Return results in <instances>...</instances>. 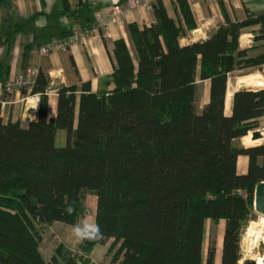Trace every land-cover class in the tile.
<instances>
[{
	"label": "trees",
	"instance_id": "trees-1",
	"mask_svg": "<svg viewBox=\"0 0 264 264\" xmlns=\"http://www.w3.org/2000/svg\"><path fill=\"white\" fill-rule=\"evenodd\" d=\"M171 1L175 18L155 0L154 23L128 26L131 49L115 42L116 67L105 81L112 89L93 92L85 82L76 100L74 86H58L48 118L49 79L38 71L31 88L38 120L23 125L0 116V264H88L93 247L108 240L109 251L117 247L113 264H213V244L203 259L206 220L225 222L221 264L243 258L241 236L264 181V143L234 142L258 128L264 87L226 93L233 71L264 64V51L248 56L239 46L246 27L258 25L253 40H264V12L181 45L196 22L187 0ZM197 80L209 82L200 111ZM58 130L65 132L59 147ZM239 155L249 160L245 174L237 173ZM87 193L96 196L103 238L76 252L59 245L44 261L43 229L84 217ZM68 203L73 215L64 212Z\"/></svg>",
	"mask_w": 264,
	"mask_h": 264
},
{
	"label": "crops",
	"instance_id": "crops-1",
	"mask_svg": "<svg viewBox=\"0 0 264 264\" xmlns=\"http://www.w3.org/2000/svg\"><path fill=\"white\" fill-rule=\"evenodd\" d=\"M141 1L149 3L150 7L135 6L130 0H0V80L19 76L25 82L19 90L2 96V102H0L2 121L6 123L19 120L23 125H27L29 121H32V114L37 116V111L29 109L30 96L33 95L31 88L34 83V77L26 73L30 67L41 71L49 79L48 118L54 117L56 113V88L58 86H74L77 89L76 100L81 84L85 82H89L93 92L112 89L113 84L106 85L105 81L116 67L115 42L121 39L127 48L131 49L128 26L135 24L142 28L150 26L156 20L153 8L155 0ZM187 2L196 27L189 31L186 37L180 39L181 45L207 39L212 30L227 20L241 21L248 13L264 12V0H187ZM115 3L123 9V14L118 21L106 19V26L98 34L88 38L84 43L72 46L68 51L54 49L45 54L41 52L43 46L57 38L66 37L75 29L90 25L99 17L105 18L107 11ZM162 3L168 16L175 18L176 13L172 1L162 0ZM258 29V25L246 27L239 37V46L247 50L248 56H256L264 51V40H253ZM186 38L190 41L182 43L181 41ZM242 75L235 80L236 85L243 81L247 88L264 87V75L260 72ZM197 83H207L204 104L197 109L200 111L208 101L209 82L197 80ZM227 95L232 96V93L228 91L226 97ZM228 106H231V102ZM258 120L264 123V115ZM262 136L259 141H264V133ZM244 139H246L247 146H250L247 136ZM248 162L246 155L237 157L238 174L247 172ZM89 196L92 197L93 210L90 214L86 211L84 217L95 218L96 196L93 193H87L85 205ZM207 222L213 225V232H215L214 244L212 243L214 245L213 264H221L225 222L220 220L214 223L206 220L205 225ZM70 226L54 221L43 229L38 251L44 261L50 259L59 245L71 252L78 250L79 246L72 247L69 243ZM108 241L93 247L88 255L90 259L88 264H97L98 259H92L91 253L98 245L96 250L105 246ZM212 244L208 245L204 253L203 240L204 260ZM261 256V264H263L264 253ZM243 258L247 257L243 256ZM243 258L238 261V264H242ZM249 259H253L257 264L256 259ZM76 264L83 263L77 262Z\"/></svg>",
	"mask_w": 264,
	"mask_h": 264
},
{
	"label": "rangeland",
	"instance_id": "rangeland-1",
	"mask_svg": "<svg viewBox=\"0 0 264 264\" xmlns=\"http://www.w3.org/2000/svg\"><path fill=\"white\" fill-rule=\"evenodd\" d=\"M190 41L189 38H186L185 40H182V43H186ZM251 72H260L262 75H264V66H261L259 69L257 68H244L241 70L233 71L228 78V89L229 91L233 92L237 89H240V85L235 84V80L243 76L242 74L245 73H251ZM253 74V73H252ZM198 97L196 100V107L197 109L204 104L205 101V89L207 86V83H199L198 85ZM262 87V86H260ZM257 88V87H256ZM264 127V123L262 121L258 120V128L256 129H262ZM62 140V141H61ZM246 139L241 138L237 139L234 144L240 145L244 147V144L248 145L246 142ZM247 141L250 143V145H257V144H263L264 141L259 140H252L251 139V132L247 136ZM65 142V132L63 130L57 131V138H56V146H63ZM92 197H88V202L85 205L86 211H88V214L91 213L92 209ZM91 203V204H90ZM254 210V208H253ZM216 229V228H215ZM213 225L211 223H206L205 225V236H204V253L208 247V245L211 243L214 244V238H215V232H213ZM111 243V240L108 241V243L105 246L100 247L98 250H95L91 253L92 259H98L96 261L97 264H113L112 258L115 255L116 248L115 247L112 251H109V245ZM240 247L241 252L244 257L247 258H254L257 261V258L263 255L264 253V217L259 215L258 213H255L254 211V219L251 221L248 226L246 227L245 232L241 236L240 240ZM118 264V263H114Z\"/></svg>",
	"mask_w": 264,
	"mask_h": 264
},
{
	"label": "built area",
	"instance_id": "built-area-1",
	"mask_svg": "<svg viewBox=\"0 0 264 264\" xmlns=\"http://www.w3.org/2000/svg\"><path fill=\"white\" fill-rule=\"evenodd\" d=\"M130 1L135 6L143 5L146 8L150 7L149 3L142 2L141 0ZM122 14V7L119 4L115 3L107 11L105 18L99 17L92 24L81 27L80 29H75L70 35L66 37L57 38L50 44L43 46L41 52L45 54L54 49L68 51L72 46L79 43H84L88 38L98 34L106 26V19L118 21ZM26 73L28 76H32L35 79L38 70L34 67H30L26 70ZM24 83V80L19 76L0 80V102H2L1 98L3 95H8L16 90H19L24 85ZM36 96H38V94L31 95V100Z\"/></svg>",
	"mask_w": 264,
	"mask_h": 264
},
{
	"label": "clouds",
	"instance_id": "clouds-1",
	"mask_svg": "<svg viewBox=\"0 0 264 264\" xmlns=\"http://www.w3.org/2000/svg\"><path fill=\"white\" fill-rule=\"evenodd\" d=\"M40 99L39 96L29 101V109L38 111ZM32 120L35 122L38 118L32 114ZM64 212L67 215H73L75 208L72 203L66 204ZM103 238V232L100 225L94 218L81 217L77 222L70 226L69 243L72 247H77L85 241H96Z\"/></svg>",
	"mask_w": 264,
	"mask_h": 264
},
{
	"label": "water",
	"instance_id": "water-1",
	"mask_svg": "<svg viewBox=\"0 0 264 264\" xmlns=\"http://www.w3.org/2000/svg\"><path fill=\"white\" fill-rule=\"evenodd\" d=\"M241 88H247L245 86H241ZM238 90V89H237ZM235 90V91H237ZM251 132V139L257 140L262 137V133H264V128L262 129H254ZM260 145V144H258ZM246 147V146H244ZM253 206L255 213H258L262 217H264V181L259 182L254 189V199H253Z\"/></svg>",
	"mask_w": 264,
	"mask_h": 264
},
{
	"label": "bare ground",
	"instance_id": "bare-ground-1",
	"mask_svg": "<svg viewBox=\"0 0 264 264\" xmlns=\"http://www.w3.org/2000/svg\"><path fill=\"white\" fill-rule=\"evenodd\" d=\"M244 82L243 81H241L240 83H239V85L240 86H244ZM263 134V133H262ZM263 137V136H262ZM262 137L260 138V139H257V140H261L262 139ZM262 263V256H260V257H258L257 258V264H261Z\"/></svg>",
	"mask_w": 264,
	"mask_h": 264
}]
</instances>
